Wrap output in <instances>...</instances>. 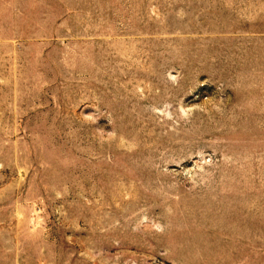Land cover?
<instances>
[{"label": "rangeland", "instance_id": "1", "mask_svg": "<svg viewBox=\"0 0 264 264\" xmlns=\"http://www.w3.org/2000/svg\"><path fill=\"white\" fill-rule=\"evenodd\" d=\"M0 264H264V0H0Z\"/></svg>", "mask_w": 264, "mask_h": 264}]
</instances>
